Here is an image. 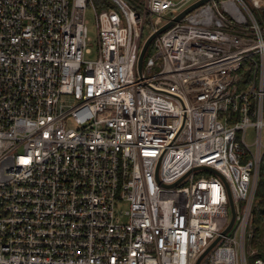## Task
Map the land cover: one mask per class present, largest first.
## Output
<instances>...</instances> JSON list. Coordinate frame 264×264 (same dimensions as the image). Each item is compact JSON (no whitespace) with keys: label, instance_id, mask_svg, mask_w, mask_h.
Here are the masks:
<instances>
[{"label":"built area","instance_id":"2783aa9c","mask_svg":"<svg viewBox=\"0 0 264 264\" xmlns=\"http://www.w3.org/2000/svg\"><path fill=\"white\" fill-rule=\"evenodd\" d=\"M106 1L0 0V264H264V0Z\"/></svg>","mask_w":264,"mask_h":264},{"label":"trees","instance_id":"16d2710c","mask_svg":"<svg viewBox=\"0 0 264 264\" xmlns=\"http://www.w3.org/2000/svg\"><path fill=\"white\" fill-rule=\"evenodd\" d=\"M135 9L140 10L138 1L140 0H127ZM98 8H102L104 5L109 4L106 0H94ZM153 51V45L151 44L145 54V57L150 55ZM253 225L254 233L251 240L252 245L256 246L258 252L257 256L264 259V166L260 168L259 180L255 196V205L253 208Z\"/></svg>","mask_w":264,"mask_h":264},{"label":"water","instance_id":"95a60500","mask_svg":"<svg viewBox=\"0 0 264 264\" xmlns=\"http://www.w3.org/2000/svg\"><path fill=\"white\" fill-rule=\"evenodd\" d=\"M203 1H205V0H197L194 3L190 4L189 6H187L186 8H184L182 11H180L175 16V18L173 20L179 19L181 16H183L184 14H186L188 11H190L191 9H193L195 6H197L198 4L202 3ZM262 13L264 15V10L262 11ZM171 23H172V21H168V22L164 23L163 25H161L160 27H158L155 31H152L151 33H149L145 37V39L143 40L142 45H141V48H140V51H139V55H138V61H137V70H138V73L139 74H141V72H142V62H143L144 55H145L148 47L152 43V40L156 37L157 34H159L161 31H163L165 28H167L169 25H171ZM175 183H173L171 185H174ZM230 205H231V218L229 220V223L221 231V233H225L229 229V227L231 226V224L233 223V220H234L235 212H234L233 202H232V199L231 198H230ZM218 238H219V236L216 237L208 245V247L205 249V251L203 252V254L206 253L215 244V242L218 240ZM198 261H199V259H198Z\"/></svg>","mask_w":264,"mask_h":264},{"label":"rangeland","instance_id":"374dc122","mask_svg":"<svg viewBox=\"0 0 264 264\" xmlns=\"http://www.w3.org/2000/svg\"><path fill=\"white\" fill-rule=\"evenodd\" d=\"M257 15L260 18L259 11H257ZM84 18L86 21L87 29H88V43L87 46L90 49L88 52L85 53V58H93L95 57V50H96V42H97V25H96V12L92 6H87L84 14ZM144 35H146V31L144 32ZM243 71H240L239 74L242 75ZM69 126H73V123L69 120L68 121ZM252 134L251 132L247 135V140L251 141ZM126 206V204L121 205Z\"/></svg>","mask_w":264,"mask_h":264}]
</instances>
